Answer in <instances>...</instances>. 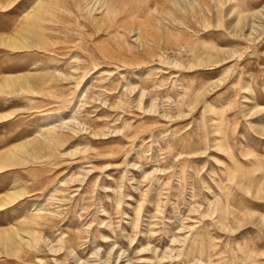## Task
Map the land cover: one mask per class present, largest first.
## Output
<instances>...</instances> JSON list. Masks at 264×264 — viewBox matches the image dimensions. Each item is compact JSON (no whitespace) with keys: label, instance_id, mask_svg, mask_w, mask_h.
Here are the masks:
<instances>
[{"label":"rangeland","instance_id":"1","mask_svg":"<svg viewBox=\"0 0 264 264\" xmlns=\"http://www.w3.org/2000/svg\"><path fill=\"white\" fill-rule=\"evenodd\" d=\"M30 76L0 155L61 138L0 171V264H264V0H0Z\"/></svg>","mask_w":264,"mask_h":264},{"label":"bare ground","instance_id":"2","mask_svg":"<svg viewBox=\"0 0 264 264\" xmlns=\"http://www.w3.org/2000/svg\"><path fill=\"white\" fill-rule=\"evenodd\" d=\"M118 1V0H117ZM34 20H39L40 16L36 15L34 16ZM4 45L8 46L10 49L16 50L19 48H24V47H31L32 48V43L27 40V39H18L16 41V39H12V40H7L3 43ZM21 46V47H20ZM39 78H41L39 76ZM37 76H30V77H17L15 79L11 78L8 80H3L4 84H0V89L2 88H11V87H15L16 85L21 87V88H30L31 90H35L37 88V85L40 86V84H38L37 82L41 79H39ZM46 78V77H45ZM45 81V80H44ZM44 81H42L41 83H43ZM35 82L37 84H35ZM59 136H55V135H48L44 137V141H39V140H35V141H31V143H29L27 146H21L18 148H15L14 150L8 151L6 153H3L2 155H0V171L8 166H6L8 162H10V165H14L17 164L18 161H15V158L17 156L18 152L21 153H26V154H40L43 153L44 151H46L48 149V145L50 144H55L57 142L60 141ZM19 154V153H18ZM21 154H19L20 156ZM19 159V158H18ZM11 162H14L13 164H11ZM15 192V191H14ZM20 192V191H19ZM13 194V193H12ZM8 195L6 196L4 199H2L0 201V207H4L7 205H10L12 202H14L16 200V198H20L22 195ZM22 194V192H21ZM25 226H29L31 228L32 225H34V223L32 224L31 221H26ZM29 231V230H28ZM27 230H25L24 228L21 229H15V230H1L0 231V246L3 247V249L7 252H15L16 249L18 248V243L22 242L26 244V247H28V245H30L28 242L23 241V235L21 234H26L29 235L30 232H28ZM33 239V238H31ZM28 243V244H27Z\"/></svg>","mask_w":264,"mask_h":264}]
</instances>
